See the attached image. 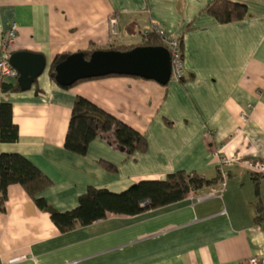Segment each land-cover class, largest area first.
I'll use <instances>...</instances> for the list:
<instances>
[{"label": "crops", "instance_id": "crops-1", "mask_svg": "<svg viewBox=\"0 0 264 264\" xmlns=\"http://www.w3.org/2000/svg\"><path fill=\"white\" fill-rule=\"evenodd\" d=\"M213 1L0 0V39L16 24L12 52L40 54L46 62L29 91L0 95L18 128V140L0 144V153L23 156L50 180L39 195L50 207L70 211L90 187L118 194L176 172L221 176L177 204L107 215L67 233L19 185L9 186L0 212V264H243L264 257V176L219 165L221 158L264 162V0H228L247 9L242 21L229 24L204 12ZM152 26L181 39L180 82L115 75L63 88L50 79L56 56L140 47ZM13 82L0 75V83ZM76 97L143 135L147 151L127 156L106 137L94 139L84 156L66 151ZM213 190V197L197 200Z\"/></svg>", "mask_w": 264, "mask_h": 264}, {"label": "trees", "instance_id": "trees-1", "mask_svg": "<svg viewBox=\"0 0 264 264\" xmlns=\"http://www.w3.org/2000/svg\"><path fill=\"white\" fill-rule=\"evenodd\" d=\"M204 12L219 24L240 22L247 15L244 5L231 3L228 0H214L206 6ZM176 39L181 49V39ZM162 45L157 36L150 34L140 46L160 47ZM131 49L133 48L112 45L106 49L90 47L84 52V57L89 59L93 52L99 50L125 52ZM68 56L69 54L56 56L51 63L49 77L53 82H55V66ZM15 92H21L16 79L11 84L0 83V95ZM97 137L108 138V143L127 156L134 153L143 154L147 151V142L143 135L87 100L76 97L65 137V150L74 155L84 156L89 144ZM17 140L18 128L12 121V106L0 101V144L15 143ZM99 165L109 173H116V167L109 163L101 161ZM220 179V174L208 180L195 172H176L169 174L161 181H141L118 194L90 187L79 197L76 208L67 212H59L39 197L44 190L50 187V180L23 156L0 153V212L4 211L8 187L19 185L35 206L49 215L58 231L67 233L76 227H87L95 221L103 220L107 215L138 216L149 210L177 204L191 193H198L215 186Z\"/></svg>", "mask_w": 264, "mask_h": 264}, {"label": "water", "instance_id": "water-1", "mask_svg": "<svg viewBox=\"0 0 264 264\" xmlns=\"http://www.w3.org/2000/svg\"><path fill=\"white\" fill-rule=\"evenodd\" d=\"M10 64L18 72L16 82L21 92L29 91L46 67L42 55L30 52L12 53ZM54 73L56 84L63 88L82 80L112 75L137 77L165 86L170 81V55L162 46H140L125 52L99 50L89 59L78 52L56 65Z\"/></svg>", "mask_w": 264, "mask_h": 264}, {"label": "built area", "instance_id": "built-area-1", "mask_svg": "<svg viewBox=\"0 0 264 264\" xmlns=\"http://www.w3.org/2000/svg\"><path fill=\"white\" fill-rule=\"evenodd\" d=\"M117 18H112L109 21L111 35L114 36L117 34ZM150 34H154L162 42V47L167 49L170 55V65L171 73L170 80L180 82L183 78L184 69H183V58L182 52L180 49L179 42L176 38L172 37L164 30L157 26H152L149 32L143 34V38H147ZM17 38V25L13 24L10 29L2 35L0 39V75L2 77L17 79L18 72L11 66L10 57L12 49L14 47L15 41ZM242 119L245 120L246 114H242ZM239 165L249 172L255 175L264 176V162L250 160V159H228L221 158L219 160V165L221 167H228L231 165ZM215 195V191H210L205 197H199L197 200L202 201L205 198H211ZM243 264H264V257H251L247 259Z\"/></svg>", "mask_w": 264, "mask_h": 264}]
</instances>
